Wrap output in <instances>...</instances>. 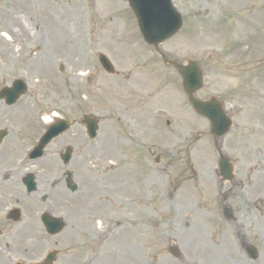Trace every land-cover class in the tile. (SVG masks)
I'll return each mask as SVG.
<instances>
[{
  "label": "rangeland",
  "instance_id": "obj_1",
  "mask_svg": "<svg viewBox=\"0 0 264 264\" xmlns=\"http://www.w3.org/2000/svg\"><path fill=\"white\" fill-rule=\"evenodd\" d=\"M173 4L183 27L158 50L201 65L198 97L220 98L233 121L217 142L191 112L176 72L142 41L127 0H0V89L15 79L28 88L0 117L9 130L2 149L28 147L54 114L100 119L84 150L88 175L74 162L78 191L66 228L52 239L43 234L31 248L36 258L56 241L64 253L55 264H214L203 245H213L215 212L232 193L226 200L250 224L264 263V204L257 203L264 199V0ZM99 54L114 75L102 70ZM150 149L171 161L155 164ZM220 151L233 164L234 186L221 182ZM172 240L180 259L169 254ZM0 264H8L4 253Z\"/></svg>",
  "mask_w": 264,
  "mask_h": 264
},
{
  "label": "flooded vegetation",
  "instance_id": "obj_2",
  "mask_svg": "<svg viewBox=\"0 0 264 264\" xmlns=\"http://www.w3.org/2000/svg\"><path fill=\"white\" fill-rule=\"evenodd\" d=\"M11 112L0 106V117L7 119ZM74 145L81 152L77 159L80 161V170L86 174L88 159L83 147V141L79 130H69L53 141L43 157L37 162H31L18 151L12 157H7L10 149L0 148V253L5 254L6 262L12 259L36 261L37 252L32 247L36 246L41 226L37 223V215L40 209L55 217H61L68 222L72 214L73 196L66 184L67 173L72 170L62 164L61 153L69 146ZM32 173L36 183L33 194L28 195L25 191L23 179L26 174ZM43 196L46 199L43 200ZM16 210L15 215L10 212ZM241 217L236 223L227 222L224 232L239 248V261L237 264H248V242L242 233L243 227L239 225ZM230 230H233L231 234ZM236 231V233H234ZM23 244H26L23 246ZM30 248H27V247ZM55 246L58 243L55 242ZM11 261V264H12Z\"/></svg>",
  "mask_w": 264,
  "mask_h": 264
},
{
  "label": "water",
  "instance_id": "obj_3",
  "mask_svg": "<svg viewBox=\"0 0 264 264\" xmlns=\"http://www.w3.org/2000/svg\"><path fill=\"white\" fill-rule=\"evenodd\" d=\"M129 3L137 19L139 31L144 41L150 45L157 46L168 40L181 26V19L172 8L171 0H129ZM100 61L107 71L112 72L108 61L104 57L101 56ZM178 71L183 78V86L193 109L210 122L213 135L216 137L222 136L227 132L230 121L225 117L220 104L214 98L201 102L192 96L202 84L199 67L195 62L189 61L187 66H178ZM24 91L23 84L16 81L12 89L1 91L0 96L7 95L9 103L13 104ZM85 121L88 122V119L85 118ZM93 125L92 129L95 130ZM91 133L92 136L95 134L94 132ZM3 136L4 132H1L0 139ZM223 170L225 171L226 167H223ZM51 259V256H48L47 262Z\"/></svg>",
  "mask_w": 264,
  "mask_h": 264
},
{
  "label": "bare ground",
  "instance_id": "obj_4",
  "mask_svg": "<svg viewBox=\"0 0 264 264\" xmlns=\"http://www.w3.org/2000/svg\"><path fill=\"white\" fill-rule=\"evenodd\" d=\"M45 121L47 122L48 119H45ZM224 250H225V246L223 244H219L217 247H215L214 249L210 250V257H211V259H213V260L214 259L220 260L221 257L224 256Z\"/></svg>",
  "mask_w": 264,
  "mask_h": 264
}]
</instances>
